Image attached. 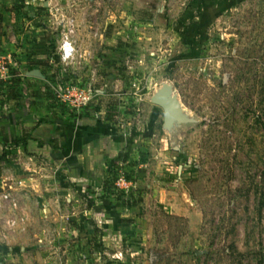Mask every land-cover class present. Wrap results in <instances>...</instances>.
I'll use <instances>...</instances> for the list:
<instances>
[{
	"label": "rangeland",
	"instance_id": "obj_1",
	"mask_svg": "<svg viewBox=\"0 0 264 264\" xmlns=\"http://www.w3.org/2000/svg\"><path fill=\"white\" fill-rule=\"evenodd\" d=\"M14 7L21 36L9 23L14 42L8 49L0 39V121L11 136L38 121L29 113L111 126L125 140L108 176L124 184L101 200L71 190L69 202L57 190L61 209L74 208L72 228L62 223L55 232L70 243L44 244L47 261L11 256L4 264H264V0H16ZM65 38L74 48L67 60ZM163 83L190 122L163 126L162 109L150 101ZM4 150L0 174L15 164L24 170L22 146ZM96 203L110 208L98 214L99 237L73 227L96 222L94 212L82 216ZM129 215L130 238L117 226Z\"/></svg>",
	"mask_w": 264,
	"mask_h": 264
},
{
	"label": "crops",
	"instance_id": "obj_2",
	"mask_svg": "<svg viewBox=\"0 0 264 264\" xmlns=\"http://www.w3.org/2000/svg\"><path fill=\"white\" fill-rule=\"evenodd\" d=\"M10 2V0H0V6L8 8ZM16 13L18 12L14 10V16L11 17L10 11H5L2 15L0 39H2V43L5 42V47L8 49L14 42L9 37L12 33L7 29L9 23L14 24L12 29L14 34L21 36L19 34L21 26L17 21L21 20V14L16 15ZM29 115L31 118L38 117L39 119L36 122H39V124L33 129L31 138L27 139L22 146V149L26 152L18 151L17 160L21 159L24 170L20 166L18 171V166L15 164L16 169L14 172L11 171L10 174L5 176L0 174V187H11L13 194L19 200L20 213L25 215L24 229L14 231L8 236L7 242H1L3 244L0 246V264H4L5 260L11 256L15 257V260L20 259L22 262L29 260V258L47 261L52 258V255L46 256L45 252L43 253L44 244L50 242L53 245L60 242L70 243L68 240L71 239L70 235L65 236L62 234L63 236H58L55 232L58 229V224L59 228L64 227L62 223L68 229L69 227L72 228L69 216L70 210L74 208L69 204V206H64L61 209L58 202L61 192L57 190L66 191L65 194L69 195L66 201L69 202L71 201V190H76L82 196L83 194L87 196L89 194L83 192L84 190H92L93 196L97 197L109 175L108 162L119 153L125 140L124 138L122 140L119 135H115L111 126L103 128L98 121L82 118L79 122L77 120L59 122L46 116H33L30 113ZM26 117L29 118L27 115ZM36 122L31 124L32 121L29 119L24 124L27 126H23V128L28 127V125L33 126ZM4 123L0 121V151L4 147V134H8L9 138L17 137L19 134L12 132L13 136H11L9 127ZM18 146L21 145H17V149ZM18 180H22L23 184L18 185ZM83 200H85L84 196ZM99 205L102 206L100 210H94L92 206H86L82 210L84 211L83 217H88L85 212H94L96 215L95 223L83 219L80 222L81 224L79 223L73 227L85 228L86 233L88 227L103 228L99 224L98 214L110 208L105 203H96V206ZM117 209L119 208L113 210L116 211ZM124 209H128V206ZM65 211L68 212L65 213ZM125 217L133 220L135 218L131 215ZM51 231L53 232L51 233ZM95 232H98L97 236L99 237V231ZM118 233L120 232L118 231ZM64 248L63 253H71V246L67 248L64 246ZM14 252H18V254L14 255ZM51 252L54 253L53 248ZM66 255L68 256V254Z\"/></svg>",
	"mask_w": 264,
	"mask_h": 264
},
{
	"label": "built area",
	"instance_id": "obj_3",
	"mask_svg": "<svg viewBox=\"0 0 264 264\" xmlns=\"http://www.w3.org/2000/svg\"><path fill=\"white\" fill-rule=\"evenodd\" d=\"M74 48L68 39H64L60 45V56L63 60L72 58ZM18 185L23 184L22 180L17 181ZM124 181L118 178L115 185L123 189ZM20 203L16 195L13 194L11 187L1 188L0 190V241L7 242L8 236L14 231L24 229L25 215L20 213Z\"/></svg>",
	"mask_w": 264,
	"mask_h": 264
},
{
	"label": "trees",
	"instance_id": "obj_4",
	"mask_svg": "<svg viewBox=\"0 0 264 264\" xmlns=\"http://www.w3.org/2000/svg\"><path fill=\"white\" fill-rule=\"evenodd\" d=\"M11 1V6L9 8H3L1 9L0 8V34H1V30H2V15H3V12L6 10V11H10V14H11V17L14 16V5L16 3V0H10ZM39 124V122H36L35 125L33 126H28V127H21L19 126V134L17 137H8L6 135H3V142H4V145L5 144H8L12 147H16L17 145H21L23 146L26 142L27 139H30L31 138V133L33 131V129L36 127V125ZM7 156V152H5L4 150V147L2 148V152L0 153V162L1 161H4L5 158ZM112 161V159L109 161V164L110 162ZM110 166V165H109ZM111 168V167H109ZM115 182L112 178H110L109 176L107 177V179H105L102 187H101V190H99V195L97 197L101 198V197H114V196H117V192H115V190H119L117 189L115 186ZM121 192V190H119ZM83 196L85 197V199H88V200H91L90 197H88L86 194H83ZM111 197V198H112ZM102 199V198H101ZM110 199V198H108ZM95 209H101L102 206L99 205V206H95L94 207ZM118 225V231L125 235L126 237H133L135 235V228H134V220L132 218H120L119 220V223H117ZM99 231V234L102 233V229L101 228H95V227H92V228H87V233H93L95 231Z\"/></svg>",
	"mask_w": 264,
	"mask_h": 264
},
{
	"label": "water",
	"instance_id": "obj_5",
	"mask_svg": "<svg viewBox=\"0 0 264 264\" xmlns=\"http://www.w3.org/2000/svg\"><path fill=\"white\" fill-rule=\"evenodd\" d=\"M27 75L41 76L38 70H30L26 72ZM150 101L159 106L163 111V126L171 128L179 123L190 122L181 111V107L176 97L172 93V86L163 83L154 93Z\"/></svg>",
	"mask_w": 264,
	"mask_h": 264
}]
</instances>
